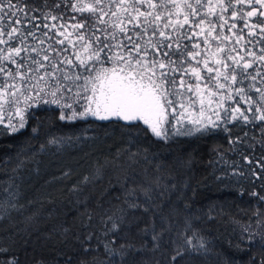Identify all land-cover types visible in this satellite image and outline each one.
Masks as SVG:
<instances>
[{"label":"snow or ice","instance_id":"snow-or-ice-1","mask_svg":"<svg viewBox=\"0 0 264 264\" xmlns=\"http://www.w3.org/2000/svg\"><path fill=\"white\" fill-rule=\"evenodd\" d=\"M245 6L251 10L245 11ZM229 11L233 20L258 18L256 23H245L247 38L240 35L235 40L237 45L244 41L240 49L245 52L243 56L232 55L236 47L226 46L230 38L223 35V29ZM261 17L264 0H0V139L17 137L31 126L24 141L9 144L13 151L0 156V176L7 178L0 183V225L9 222L4 230L15 229L13 235H21L11 223V213L22 214L25 210L26 206L18 203L19 188L25 180L41 175L42 157L55 158L70 148L94 142L97 137L90 132L95 131V122L111 123L116 118V123L125 122L120 126L129 137L125 142L128 146L118 149L111 160L97 162L93 175L85 176L81 184L95 182L110 167L122 169L124 179L118 183L123 199L112 197L120 200L113 205L105 200L107 189L100 193L95 205L101 210L99 233L93 224L94 214L85 212L79 223L81 232L61 227L54 234L60 235L65 244H82L85 253L97 252L91 261L81 260L79 264H231L230 259L222 260L213 250L212 241L192 229L191 217L184 216L183 229L178 227L181 201L172 197L177 192L186 197L185 189L195 196L191 178L184 182L177 172L175 179H165L149 173L147 168L137 173L135 166L151 163L155 154L150 158L146 149L143 156L139 148L132 149L136 147L134 133L150 134L165 146L180 139L223 134L228 151L239 159L229 160L226 152L213 148L214 158L208 161L212 171L197 187H215L243 196L242 185L247 182L253 187L248 195L264 202V195L256 190L257 184L264 190V155H255L257 147L264 152ZM235 28L233 24L228 30ZM217 30L219 34L214 35ZM196 37L203 38L204 49L200 42L190 43ZM210 40L221 45L212 56L222 57L214 59L212 66L209 59H201L208 55ZM256 45H260L258 51ZM105 63L112 67H98ZM193 78L195 88L190 82ZM230 101L236 106L231 107ZM197 102L200 118L194 119L188 108ZM209 110L215 119L205 116ZM56 111L58 116L48 115ZM56 120L83 122L87 127L77 134H54L51 127ZM193 156L188 153L186 158H178L185 174L192 170ZM162 167L157 165V172ZM70 174L63 171L54 179ZM80 190L81 185L71 189L74 193ZM216 209V203L209 204L197 220L215 221L223 215L222 209ZM183 210L190 212V205L184 203ZM260 216L257 208L253 212L256 230H250L251 225L241 229L240 242L248 248H240L239 244L235 247L247 251L258 245L264 250V220ZM94 238L95 249L89 246ZM118 239L124 242L117 246ZM69 252L57 254L52 264H60V260L73 264L76 253ZM0 264H20L19 252L0 244ZM35 264L45 262L36 260ZM248 264H264V251L259 259L253 254Z\"/></svg>","mask_w":264,"mask_h":264},{"label":"trees","instance_id":"trees-1","mask_svg":"<svg viewBox=\"0 0 264 264\" xmlns=\"http://www.w3.org/2000/svg\"><path fill=\"white\" fill-rule=\"evenodd\" d=\"M202 11H206V8ZM210 42H212V47L214 48L215 43L212 40ZM242 43L240 42L236 49L240 54L245 55V52L240 50L244 46V43ZM252 47V45H247V48ZM259 47L260 45H256L255 50L258 51ZM215 52L211 47H208L207 59H209L210 66H212V61L215 58L218 59L220 57H213L212 53ZM201 59L203 60L204 58L202 57ZM110 65L112 64L105 63L98 65V67H108ZM202 75L206 76L207 73L202 71ZM190 82L193 88H195L196 81L194 78ZM201 87H203V83ZM228 103L231 107L236 106L231 101ZM49 107L56 108L55 105ZM215 107L216 104L213 103L212 108ZM242 107L246 106L242 104ZM178 111H183V109H179ZM188 113L192 118L199 119V103L197 102L194 107L188 108ZM48 115L53 117L58 116L59 111L55 113L49 112ZM205 116H211L215 119L210 110L205 112ZM89 120L91 121L92 118H89ZM123 124L122 121L116 123V119H112L111 123L108 121H96L95 131L90 132V135L97 137L94 142L89 141L87 144L70 148L55 158L51 155L43 156L44 163L41 164V175L39 177L32 176L31 179H27L21 183L18 203L26 207L22 214L11 213V223L21 230V235L14 236L13 232L15 229L10 231L4 230L9 223L8 221L0 225V244L12 246L13 251H18L20 264H35L36 260H42L45 264H52L57 254L62 255L65 252H69V249H71V252L76 253L73 256V264H79L81 260L91 261L97 255L96 251L85 253L82 244L71 241L68 244L63 243L62 237L54 233L61 227L70 228L73 233L81 232L79 223L81 214L85 212L94 214L93 224L99 233L102 229L97 221L99 220L101 210L95 205L100 197V193L107 189L108 195L105 196V200H111V204L113 205L119 204L120 200L112 199V197L123 199V191L120 183H118V181L122 182L124 179L122 169L110 167L105 170L102 176L97 177L95 182L81 184L85 176L93 175L97 162L103 163L105 158L111 160L116 155L118 149H124L128 146L125 142L129 140V137L123 134L126 130L120 126ZM141 126L146 128L143 124ZM86 127L87 125L83 122H62L56 120L51 127V132L61 135L77 134ZM30 130L31 126H29L28 131L22 132L17 137L0 139V156L12 152L13 149H10L8 145L15 146L24 141L30 134ZM237 134L240 135L242 133L237 132ZM134 135L136 139L133 143H136V147L132 151H136L139 148L143 156V150L146 149L150 158L155 154V159L151 160V163L142 162L135 166L137 173L147 168L149 173L161 175L165 179L169 176L175 179L177 172H180L184 177V182L191 178V186L196 189V195L193 196L191 190L185 189L186 197L180 192H177L176 196L172 197L174 201L177 198L181 201L178 208L180 217L178 227L181 230L184 227L183 217L187 215L191 217L192 229L199 230L203 236L212 241L211 247L215 252L220 253L222 260L226 257L231 260V264H248L249 258L253 254H256L257 259L260 258L264 250L258 245L251 247L247 251H241L235 247V245L239 244L240 248H248L246 244L240 242L241 229L244 226L251 225L250 230H256V219L253 218V212L257 208L261 212L260 219L264 220V202H259L248 195L253 190L252 185L247 182L242 185L245 189L243 196H240L235 191H217L215 187H197L198 182L212 171L208 166V161L214 158L213 148L226 152V158L229 160L239 159L238 155L228 151L229 145L226 136L219 134L199 140L180 139L175 143L165 146L157 142L150 134L134 133ZM188 153H194V163L192 170L185 174L181 169L178 158L184 159ZM245 154H249L247 149H245ZM255 155L259 158L261 155H264V152L257 147ZM53 159L56 162H51ZM125 159L126 156L119 163L123 164ZM157 165H163L159 169V172H157ZM63 171H70L71 174L67 178L54 179L60 177ZM216 174L219 175L220 173L217 172ZM152 178L154 179L155 175ZM6 179L5 176H0V183H3ZM74 185H81L80 192L74 193L71 191ZM256 190L260 192V195H264V190L260 189L259 184L256 185ZM0 195L3 194L0 193ZM184 203L190 205V212L183 210ZM211 203H216V212H220L222 209L223 215L217 216L216 220L210 223L205 222L204 219L197 220V217L207 212V206ZM108 206L106 203L105 207ZM27 217H31V220H27ZM84 231H92V229ZM188 235H192L191 231L188 232ZM109 239H111V236ZM25 240H27L26 245ZM123 242V240L118 239L116 241L117 246ZM229 242H231L232 247H229ZM89 246L95 249L97 240L94 238ZM99 253H103L102 247L99 249ZM144 258L150 259L149 256H145ZM212 260L214 261L215 257ZM60 264H63V260H60Z\"/></svg>","mask_w":264,"mask_h":264},{"label":"flooded vegetation","instance_id":"flooded-vegetation-1","mask_svg":"<svg viewBox=\"0 0 264 264\" xmlns=\"http://www.w3.org/2000/svg\"><path fill=\"white\" fill-rule=\"evenodd\" d=\"M206 2H207V0H205V3ZM233 3H235V0H233ZM239 7L240 6L237 5V8H239ZM250 10H251L250 7L245 6V11H250ZM231 17H232L231 11L227 12L226 13V19L228 20V24L223 29V35L228 36L230 38L229 39V42H227V45H226L227 48H229V49L238 46L237 44H235V40H236V38L238 36L243 35L245 38H247L248 29L245 28V23L246 22L249 23V24L256 23L257 22V19H258L257 17H252V18H247V20H245V19H235V20H233ZM259 19L264 20V17H261ZM198 22H199V20L197 19V23ZM233 24L236 25V28L233 29L232 31H229L228 29L231 28V26ZM241 30H243V31H241ZM194 31H197L198 32L199 29H194ZM189 34H191V33H189ZM217 34H219V30H217V32L214 33V35H217ZM202 39L203 38H201V37H196L193 41H191V43L200 42L201 43V48L204 49L206 46L203 44ZM213 42L215 43V47L214 48L212 47L213 46L212 42H210V47L212 48V50L216 51L217 47L218 46H221V45H219L217 41H213ZM242 42L243 41H241V43ZM232 55H241V56H243L244 54H240L239 51H236V52H233ZM203 58H207V57H203ZM219 58H222V57H218V59ZM215 59H217V58H215ZM111 67H112V65H110V66H108L106 68H111ZM112 119H116V118H112ZM140 123L143 124L142 122H140ZM144 126H146V125H144Z\"/></svg>","mask_w":264,"mask_h":264},{"label":"water","instance_id":"water-1","mask_svg":"<svg viewBox=\"0 0 264 264\" xmlns=\"http://www.w3.org/2000/svg\"><path fill=\"white\" fill-rule=\"evenodd\" d=\"M123 123H125L124 121H122Z\"/></svg>","mask_w":264,"mask_h":264}]
</instances>
